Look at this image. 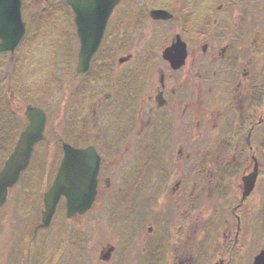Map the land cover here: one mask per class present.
I'll return each mask as SVG.
<instances>
[{
    "label": "flooded vegetation",
    "instance_id": "obj_1",
    "mask_svg": "<svg viewBox=\"0 0 264 264\" xmlns=\"http://www.w3.org/2000/svg\"><path fill=\"white\" fill-rule=\"evenodd\" d=\"M46 9L31 8L20 44L0 53V171L44 117L0 206L2 216L26 211L23 226L37 218L0 248L1 264H66L63 244L52 262L36 240L56 221L60 238L69 226L80 244L77 264H124L128 254L149 264H253L264 249V0H118L83 71L81 18L62 0L66 38L43 59L50 80L35 88L22 79L35 68L17 52L44 32ZM67 144L95 147L97 193L71 217L60 196L42 229Z\"/></svg>",
    "mask_w": 264,
    "mask_h": 264
},
{
    "label": "water",
    "instance_id": "obj_2",
    "mask_svg": "<svg viewBox=\"0 0 264 264\" xmlns=\"http://www.w3.org/2000/svg\"><path fill=\"white\" fill-rule=\"evenodd\" d=\"M81 18V63L86 69L92 54L97 49L105 24L115 1L112 0H67ZM22 0H0V52L13 50L22 39L25 23L21 15ZM157 13H160L157 11ZM87 19L89 26L85 24ZM94 22L93 23H91ZM44 117L40 121H32L20 138L16 152L12 154L0 172V206L7 198L8 188L13 186L19 174L27 166L33 144L40 138ZM33 135V136H32ZM98 156L94 148L75 149L66 147V155L61 171L53 186L46 194V211L43 212L40 227L47 228L52 220L59 197L65 194L68 198L69 215L78 210H85L91 205L96 194V175L98 170ZM88 162H84V161ZM88 167L89 188H82L75 182L82 181L83 167ZM81 174V175H80ZM254 264H264V251L259 254Z\"/></svg>",
    "mask_w": 264,
    "mask_h": 264
},
{
    "label": "rangeland",
    "instance_id": "obj_3",
    "mask_svg": "<svg viewBox=\"0 0 264 264\" xmlns=\"http://www.w3.org/2000/svg\"><path fill=\"white\" fill-rule=\"evenodd\" d=\"M23 13L24 15L27 14L28 11L31 10L34 6H42L46 7L47 9L44 10V12H47L51 8L53 10L51 11V15L49 14H44L43 17L37 22L41 25V30L43 29L44 32L42 33L43 36L41 35L38 36L39 34V29L37 31L36 36L33 38L31 35H29L28 38H30V42L26 40V42L23 43V45L18 49L17 52V59H22V58H28V65L33 66L35 69L33 72L28 73V75H22V79L24 81H27L32 87L36 86H42L44 83L45 78L47 80H50V69L46 67V64L44 63L43 59L45 60H51L52 56H55L59 53L60 51V45L62 44L63 38H66V35L62 36L63 32V27H64V18L62 14L59 13V7L61 5L62 0H53L49 2H44L43 0H23ZM57 10V11H56ZM33 11H38V9H33ZM49 15V16H48ZM26 56V57H25ZM7 60V59H5ZM24 62V60L22 59ZM45 65V67H44ZM48 69V70H47ZM15 77L20 74H15L13 73ZM46 76V77H45ZM34 84V85H33ZM38 87V88H39ZM36 88V87H35ZM19 189L22 190H30L28 187V184L24 185L23 187H20ZM13 206V205H12ZM7 213L2 216L0 214V248L2 249V254L5 252V250L11 246L12 242L14 241V238H16L17 234L22 235L19 231H22V229H26V233H28V230L34 226L35 219L37 216H32V218L26 220V226H23L24 222V217L26 215V211H21V208L16 209L13 207L11 211L7 209ZM17 213V214H16ZM38 221V220H37ZM132 224H130L131 227ZM69 226H67L66 230H63L61 233L65 239H63V236L61 238L59 237V229L58 228V222L56 221L55 225L49 229V231L45 232L42 236H38L36 240H44L47 242V244L42 248L44 252V255L47 256L48 260L47 261H52L55 262L56 259H50L49 253L55 252L60 245H64L65 249V256H64V263L66 264H77L78 263V253H75L78 250V247L80 244L78 242L74 243V236H73V231L68 229ZM131 229L129 230L126 228L124 224V235L131 234ZM25 233V234H26ZM23 236V235H22ZM24 237V236H23ZM29 239H32L29 238ZM36 240L33 241V251L36 250L37 248V243L39 244L40 241L36 243ZM71 241V242H70ZM124 241H125V236H124ZM131 242L129 243V245ZM258 244V243H257ZM125 245V242H124ZM134 246V244L132 245ZM87 252H91V250H88V247L84 249ZM82 252V250H81ZM48 253V254H47ZM72 253V255H70ZM49 255V256H48ZM35 256V254H33ZM88 256V255H87ZM89 258H86V263L85 264H90ZM141 260V258H137V260L132 258L131 254H128L126 258L124 259V264H149L146 263L145 261ZM2 263V258L0 257V264Z\"/></svg>",
    "mask_w": 264,
    "mask_h": 264
}]
</instances>
